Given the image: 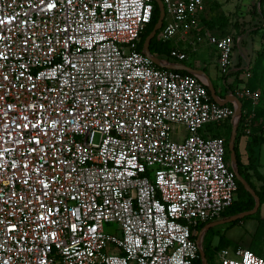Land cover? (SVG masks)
<instances>
[{
	"label": "built area",
	"instance_id": "2783aa9c",
	"mask_svg": "<svg viewBox=\"0 0 264 264\" xmlns=\"http://www.w3.org/2000/svg\"><path fill=\"white\" fill-rule=\"evenodd\" d=\"M161 1L159 38L169 41L196 30L219 0ZM153 8L0 0V264H193L195 229L236 198L225 141L205 134L236 107L214 101L197 74L138 49ZM202 37L222 74L251 76L233 63L229 36ZM235 95L260 97L246 85ZM213 264L264 258L239 246Z\"/></svg>",
	"mask_w": 264,
	"mask_h": 264
},
{
	"label": "rangeland",
	"instance_id": "374dc122",
	"mask_svg": "<svg viewBox=\"0 0 264 264\" xmlns=\"http://www.w3.org/2000/svg\"><path fill=\"white\" fill-rule=\"evenodd\" d=\"M206 4L204 16L209 17L205 19L207 23H203L205 28L210 30L211 34L219 33L229 36L234 44L233 61L237 62L243 56L249 65L251 76L247 79V85L260 94L259 100L255 103L250 100L246 102V105L254 110L250 132L256 131L264 126V2L261 7L263 15L260 11L259 0H219L213 6L209 2ZM239 30H243L242 35L236 33ZM168 44L175 45L174 38L169 40ZM198 44L199 49L196 52H192L190 47L185 49L188 53V60L203 59L205 65L215 69L211 59L214 46L207 43L206 37H202V41ZM209 76L215 91L219 94L223 79L219 78V81H216L214 78L216 75L212 73H209ZM226 80L229 81V79ZM225 122L211 125V133L215 134L220 131L219 134H225L227 128ZM105 228L113 230L117 228V224H105ZM240 228L241 226L236 224L227 229V234L232 238H237V235L241 233ZM218 232L220 233V230ZM229 249H233L232 246H229Z\"/></svg>",
	"mask_w": 264,
	"mask_h": 264
},
{
	"label": "trees",
	"instance_id": "16d2710c",
	"mask_svg": "<svg viewBox=\"0 0 264 264\" xmlns=\"http://www.w3.org/2000/svg\"><path fill=\"white\" fill-rule=\"evenodd\" d=\"M264 0H259V7L261 14L262 13V4ZM216 3V2H215ZM214 3V4H215ZM154 8L152 12V17L150 23L146 26L144 31L141 33L140 41L138 43V49L143 48V43L146 38V36L150 33L152 28L154 27L158 16H159V8L156 4V2L153 0ZM204 21V19H202ZM207 23V22H206ZM161 28L156 31L153 38L149 41L148 49L149 52L156 58H166L170 60V51L173 49L172 46L168 44L169 41H162L159 38ZM238 35L243 34V30H239L236 32ZM240 63H237V66H239ZM164 68V67H163ZM250 70V68H249ZM183 73H187L183 70H178ZM241 72V69L239 71H236L234 84H228L226 83V79L229 76V74L222 75V78L224 79V84L226 85V91L231 90L234 87V85H237L240 82V79L238 78V74ZM248 86V85H247ZM249 88L253 89L252 87L248 86ZM254 90V89H253ZM242 103V111L245 113L241 115V118L238 122V126L236 128V135H235V141H234V151H235V163H236V169L239 176L248 184L249 188L252 189L255 193V195L259 198L260 204L257 208L256 212L253 214L246 215L242 218L234 219L227 224L228 227H232L236 225L239 221L243 219H249V218H256L259 220V223H262L258 212L260 209L261 204L264 203V174H262L258 170V164H257V156L255 153V148L259 145L264 143V126L261 128H258L256 131L249 132L246 134L245 132V125L243 124L246 119V114L254 113V110L249 108V106L246 105V102L249 100L240 99ZM229 119L226 121V133L225 134H219L216 132L213 134V136H220L225 141V147H226V161L230 160L229 150H228V140L231 134V124L228 122ZM246 136V141L244 145V155L245 158L242 157V155L239 153V146L238 143L241 139V137ZM237 182V194L236 198L232 202V204L227 207L219 216L220 219H225L232 217L234 215H237L239 213L252 210L255 206V199L253 195L243 186V184L239 181V179L236 178ZM205 225V223H201L200 229ZM196 231V229H195ZM198 233V229L196 233L192 237H196ZM215 236H219L218 242L214 245L213 238ZM255 245V244H254ZM229 246H232V248H236L237 244L235 242H232L228 238L224 236V234H220L218 230L209 227L205 230V232L202 235V251L204 254V258L206 260V264H213L215 263L217 259L218 252L223 249L227 248ZM250 250H252L255 254L259 255V253L255 250L254 246L248 247ZM260 256V255H259ZM193 264H203L200 254L198 253V257L194 259Z\"/></svg>",
	"mask_w": 264,
	"mask_h": 264
},
{
	"label": "crops",
	"instance_id": "0c3cea01",
	"mask_svg": "<svg viewBox=\"0 0 264 264\" xmlns=\"http://www.w3.org/2000/svg\"><path fill=\"white\" fill-rule=\"evenodd\" d=\"M211 5L213 6L214 3L211 4ZM208 17H205L204 14H202L201 17H200L201 18L200 25H199V27L196 30L191 31L188 34H178V35L174 36L173 38H174L175 45L172 46L173 49H178L179 51L186 53V50L185 49L187 47H190V48H192V52H196L199 49V46H198L199 44L195 40V36L196 35H199V34L200 35H205V33H207V32L210 33L211 32L210 30H207L205 28V26H204L205 22H207V21H205V19L207 20ZM202 19H204V21H202ZM215 35L220 36V35H223V34H219L218 33V34H215ZM207 43H208V41H207ZM186 56L187 57L185 59L180 60V61H178V60H176L174 58H171V57H170V60H168L166 58H158V59L167 61V62L172 63V64H175V65H183V66H186V67L191 68V69H194V70H199L202 73H194V72L186 71V70H183V71H185L187 73L197 74L202 79H204L206 81V83H207V79H206V76H207L208 79L210 80L211 84H212V81H211V78L209 76V73H212V74H215L216 75L214 77L216 81H219L218 79L219 78H222V75H224V74H222L220 72V70L218 68V63H217V50H216L215 47H214V50H213L212 56H211L212 57L211 59L213 61V64H214V68L215 69H211V68L208 67V65H205L203 59L196 58V59L188 60L189 59L188 53H186ZM242 58H243V56H241L237 62L236 61L235 62L233 61V63L237 66V63L239 62L240 65L237 66V67L245 68L246 69V68L249 67V65H248L247 61L244 58L243 59ZM232 60H233V56H232ZM178 70H180V69H178ZM235 76H236L235 73L234 74L233 73L232 74H229V76L227 77V79H229V81L226 80V83H228V84H234ZM238 78L240 79V82L237 85H234V87L232 88V91L231 90H227L226 91V85L224 84L225 81H224L223 78H222L223 80L221 82L222 89L220 90V93L219 94L215 91V89L213 87V84H212V88L214 89L215 96L220 101H222L227 95H234V96H236L235 95V90L239 86H241V85H246L247 86V80H245V77H244L243 72H240L238 74ZM207 88H208V84H207ZM208 90H209V92L211 94V91H210L209 88H208ZM211 97H212V94H211ZM236 97L239 99V101H240V99L249 100V99L244 98V97H238V96H236ZM212 99H213V97H212ZM224 105L235 106L237 108V105H236V103L234 101L227 102ZM241 112H242V103H241ZM253 115H254V113H253ZM235 119L230 118L228 120V122L231 124V130H232V128H233L234 125H236L235 130H236L237 126H238V122H239L240 119L237 121V123L235 122ZM218 124H220V123H218ZM243 124H245V121H244ZM252 124H253V121H252V117H251V119L249 120L248 124H246L244 126L245 127L244 129H245L246 134H248L250 132V126ZM248 126H249V128H248ZM211 131H212V128L210 127V128H208L205 131V134L212 135L213 136V133H211ZM217 132L221 133L220 131H217ZM235 135H236V133H235ZM245 141H246V136L244 135L243 137H241V139H240V141L238 143L239 153L242 155L243 158H245V155H244V153H245V151H244ZM255 153H256V156H257L258 170L262 174H264V143L259 144L255 148ZM228 162L231 163L230 160ZM258 216H259V218H260V220H261L262 223H259V220L256 219V218L243 219V220H241V221H239L237 223L239 226H241V228H240L241 229V233H239L237 235V238H232V237H230L227 234V229L230 228V227H228V226L225 227V225H227L226 223H228V222H223V223H218V224H215V225H211L214 222H217L219 220H224V219H220L219 217H217V218H215L213 220L206 221V222H202V223H205V225L201 229L199 228L201 224L196 228V231L198 229V233H197L196 238L200 241V246H201L200 248L202 249V235H203V233L205 232L206 229H208L209 227H212V228H214L216 230H220V234H224V236L226 238H228L229 240L235 242L237 244V247L242 246V247H247L248 248V247L254 246L255 250L259 253V255L264 258V203L261 204V206H260V209H259V212H258ZM225 219H227V218H225ZM218 240H219V236H215L213 238V242L212 243L215 245L218 242ZM243 245H245V246H243ZM227 248H229V247H227ZM201 259H202V257H201ZM216 261H218V254H217ZM202 262H203V259H202Z\"/></svg>",
	"mask_w": 264,
	"mask_h": 264
},
{
	"label": "water",
	"instance_id": "95a60500",
	"mask_svg": "<svg viewBox=\"0 0 264 264\" xmlns=\"http://www.w3.org/2000/svg\"><path fill=\"white\" fill-rule=\"evenodd\" d=\"M154 1L156 2L157 6L159 8V16H158V19H157L154 27L152 28L150 33L146 36V38L144 40V43H143V48H144L146 54H148V55L150 53L149 49H148L149 41L153 38V36L155 35L156 31L161 28L162 22H163V19H164V14H165L164 13V6L162 4V1L161 0H154ZM152 61L156 65L164 67V68H167V69H175V70L180 69V70L191 71V72H194V73H202L199 70H194V69L188 68V67L183 66V65H175V64L169 63L167 61L160 60V59H158V58H156L154 56H152ZM206 79H207L208 88L211 91L212 97L218 104L224 105L225 103L232 102V101H234L236 103L237 108L235 110V113H236L235 122L237 123V121H238V119L240 117V114H241V102L239 101V99L236 96H234V95H227L222 101H220L215 96L214 89L212 88V84H211V82H210V80L208 79L207 76H206ZM235 127H236V125L233 126V128L231 130V135H230V138H229V141H228V150H229V155H230V161H231V164L235 168L237 179H239V181L243 184V186L253 195V197L255 199V206H254V208L252 210L239 213L237 215H234V216H232L230 218H227V219H224V220H219L217 222L212 223L211 225H215V224L223 223V222H230V221H232L234 219L242 218V217H244L246 215L253 214L254 212H256V210H257V208L259 207V204H260L259 198L255 195L254 191L249 188L248 184L237 173L236 163H235L236 158H235V151H234V141H235V133H236ZM199 253H200V255H201L202 259H203V264H206V260L204 258V254H203V251H202L201 248L199 249Z\"/></svg>",
	"mask_w": 264,
	"mask_h": 264
}]
</instances>
